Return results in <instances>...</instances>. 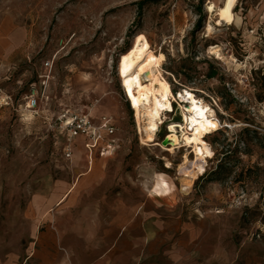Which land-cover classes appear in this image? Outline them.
<instances>
[{
  "label": "rangeland",
  "instance_id": "1",
  "mask_svg": "<svg viewBox=\"0 0 264 264\" xmlns=\"http://www.w3.org/2000/svg\"><path fill=\"white\" fill-rule=\"evenodd\" d=\"M139 1L0 0V264H25L37 237L51 242L38 241L35 253L66 248L92 264L123 252L119 239L144 227L132 264H264V0H238L224 27L208 12L224 0H159L141 12ZM138 33L163 55L176 99L187 89L215 109L219 130L202 136L207 162L188 192L183 164L195 160L192 149L142 145L118 77ZM32 84L35 118L24 100ZM171 105L159 144L170 124L186 129L185 102ZM64 111L108 115L118 129L117 152L70 196L72 179L49 161L50 127Z\"/></svg>",
  "mask_w": 264,
  "mask_h": 264
},
{
  "label": "bare ground",
  "instance_id": "2",
  "mask_svg": "<svg viewBox=\"0 0 264 264\" xmlns=\"http://www.w3.org/2000/svg\"><path fill=\"white\" fill-rule=\"evenodd\" d=\"M209 1V0H208ZM238 0H224L220 6L209 3L208 12L215 16L216 26H231L235 22L234 9ZM213 23V22H212ZM214 27L209 23L206 32L210 36ZM219 59L224 57L220 49L212 47ZM163 55L155 56L147 37L138 33L134 36L130 48L118 59L117 73L121 80L124 94L135 112V119L140 131V141L144 146H160L162 149L173 151L189 147L194 153L195 160L189 167L183 164V176L186 183L183 191L188 192L192 186L196 172L204 170L207 162L208 143L202 138L207 133L219 130V122L214 118L215 109L198 100L192 91L185 89L178 98L173 95L168 81L161 73ZM242 83L241 81H239ZM180 100L185 105H179L182 110L186 129L177 132L174 124H170V133L166 143H157L156 133L159 130L161 117L172 108V101ZM222 125V124H221ZM230 125V124H229ZM229 128L233 125L228 126ZM227 127V128H228ZM188 137L185 139V137ZM170 145V148L166 146Z\"/></svg>",
  "mask_w": 264,
  "mask_h": 264
},
{
  "label": "built area",
  "instance_id": "3",
  "mask_svg": "<svg viewBox=\"0 0 264 264\" xmlns=\"http://www.w3.org/2000/svg\"><path fill=\"white\" fill-rule=\"evenodd\" d=\"M44 66L46 70H51L53 64L51 61H46ZM32 86V89L25 95L24 100L26 101V112L35 118L39 116L38 101L40 92L34 88L35 84H32ZM117 130L113 118L108 115L94 118L89 114L64 111L56 119L54 125L50 127L54 139L50 157H62L70 163L74 157L77 141L82 140L84 150L91 158V165L92 157L109 156L118 149ZM58 144L59 146H57ZM58 148L60 153H57Z\"/></svg>",
  "mask_w": 264,
  "mask_h": 264
},
{
  "label": "crops",
  "instance_id": "4",
  "mask_svg": "<svg viewBox=\"0 0 264 264\" xmlns=\"http://www.w3.org/2000/svg\"><path fill=\"white\" fill-rule=\"evenodd\" d=\"M117 150L115 151V153L117 152ZM115 153L104 157L94 156L92 157V164L90 165L91 158L84 150L82 140H78L74 150V157L70 163H68L62 157H50L49 161L54 164L57 169L67 173L68 176L72 179V184L70 185L69 189L63 194V196L66 194L70 196L76 190L82 179L86 177L88 178L89 176L93 175L95 173L97 165L105 159L113 157ZM59 201L56 204L57 207L63 206L66 202L65 201L64 203L59 204ZM145 230L146 228L144 227L142 231H138L135 234V237H121L116 244L120 246V249H122L123 252L111 251L107 254H100L97 257L93 258L95 261L92 264H132L131 261L134 257L135 252L139 253L138 250L142 248L143 237H140V235H146ZM38 241L39 237H37L31 243L32 247L30 246L29 248L30 252L25 264H81L80 262H78L77 258L70 255L68 249L66 248H63V250H61V256L58 252L54 254L51 253V255H49L45 248H42L40 251H37V253H35L36 249L34 246L38 243ZM39 242L41 246L43 243L50 244L51 241H44V239H42L41 237V240ZM53 243L56 244V241H53ZM28 260L30 263H27Z\"/></svg>",
  "mask_w": 264,
  "mask_h": 264
},
{
  "label": "trees",
  "instance_id": "5",
  "mask_svg": "<svg viewBox=\"0 0 264 264\" xmlns=\"http://www.w3.org/2000/svg\"><path fill=\"white\" fill-rule=\"evenodd\" d=\"M157 1H159V0H141V1H139L137 4H138V9H139V11L141 12L142 11V9L144 8V6L145 5H148V4H154V3H156ZM199 25V24H198ZM132 32H133V30L132 29H130L129 30V32L127 33V36H130V35H132ZM130 48V47H129ZM128 50V49H127ZM126 50V51H127ZM125 51V52H126ZM124 53V52H123Z\"/></svg>",
  "mask_w": 264,
  "mask_h": 264
},
{
  "label": "water",
  "instance_id": "6",
  "mask_svg": "<svg viewBox=\"0 0 264 264\" xmlns=\"http://www.w3.org/2000/svg\"><path fill=\"white\" fill-rule=\"evenodd\" d=\"M162 143L165 144L166 143V140L162 141Z\"/></svg>",
  "mask_w": 264,
  "mask_h": 264
}]
</instances>
